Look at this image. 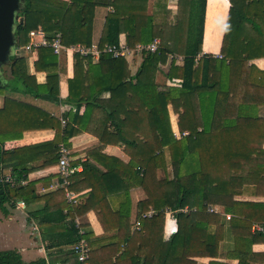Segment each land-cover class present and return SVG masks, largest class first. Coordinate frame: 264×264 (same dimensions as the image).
I'll return each mask as SVG.
<instances>
[{
  "label": "trees",
  "instance_id": "obj_1",
  "mask_svg": "<svg viewBox=\"0 0 264 264\" xmlns=\"http://www.w3.org/2000/svg\"><path fill=\"white\" fill-rule=\"evenodd\" d=\"M41 1L45 4L25 0V8L19 16L21 21L15 29L17 45L21 48L27 45L29 33L39 26L49 40L61 34L62 44L67 48L90 47L94 14L100 6H112L115 10L106 18L98 46L100 51L106 45H118L123 29L129 49L160 40L157 52L142 53L143 62L134 77L130 73L121 74L120 69L127 67L126 60L114 58L109 53H102L98 64L90 63V88L95 93L92 97L80 92L86 59L75 56L69 103L79 111L86 98V114L96 108L104 112L106 121L116 130L115 144L122 145L130 158L124 165L127 171L121 177L126 189L108 193L117 203L109 223H119L122 231L104 240L117 242L119 250L122 248L117 259L136 256L143 259V264H156L160 257H163L162 264H195L194 258H216L221 237L212 240L219 217L210 214V206L225 192L233 195L237 188L234 180H237L241 166L256 161L264 153V120L259 117L260 109L264 107V71L250 65L252 60L264 56V0H229L231 7L221 58L203 54L206 0H177L175 17L172 19V12L166 10L163 24H156L155 17L160 15L164 8L160 2L165 0H158V9L151 15H148V0ZM212 15L213 2L210 1L209 23ZM38 52L35 69L47 73L44 86L31 83L24 58L11 57V73L26 87L31 84L28 91L35 90L42 97L57 102V56L47 47ZM171 55L184 57L181 67L172 59L167 73L170 79L181 80V85L159 92L155 73L167 64ZM107 81L99 93L110 92L112 100L100 101L97 85ZM127 101L136 105L125 104ZM169 106L178 116L179 139L172 129ZM56 138L49 143L27 147V156L22 158L15 152L4 154L0 138V212L3 215L8 216L9 209L18 201L30 204L39 200L34 196V183L28 182L25 187H21V183L28 181L33 172L29 164L37 154L46 152V160L56 158L55 164H58L59 141ZM169 167L171 171L168 172ZM158 169L166 171L164 180L158 181ZM8 174L14 185L6 181ZM137 186L143 188L147 198L137 205L141 230L131 233L123 228L129 226V191ZM64 193L61 190L52 195L63 201L58 211L51 212L46 208L43 212L33 213L35 218H41L39 226L43 240L53 242L60 238L51 248L74 246L82 239L72 224L65 229L60 227L61 231L52 225L53 213L61 217L60 221L66 220L62 211L66 206ZM167 210L178 212V230L164 243L162 231ZM150 211L155 215L145 218L144 214ZM76 212H80L79 206ZM92 236L86 232L84 237L91 248L90 256L94 243L89 241ZM101 240L96 239V242ZM152 244H160L159 249H151ZM132 246H136V250H131ZM59 254H63L62 264H79V256L74 250H61ZM242 260L239 264H247ZM0 264H52V261L26 262L17 250H4L0 251Z\"/></svg>",
  "mask_w": 264,
  "mask_h": 264
},
{
  "label": "crops",
  "instance_id": "obj_2",
  "mask_svg": "<svg viewBox=\"0 0 264 264\" xmlns=\"http://www.w3.org/2000/svg\"><path fill=\"white\" fill-rule=\"evenodd\" d=\"M60 1L70 2V0ZM210 1L213 2L211 23H209ZM157 3L158 0H148V15L156 13ZM160 3L164 8L162 7L160 15L155 17L156 24L164 23L166 10L172 12V19L177 13V0H165ZM230 7L229 0H206L203 54H211L217 57L221 55ZM114 12L112 6L96 8L92 26V45L90 47L78 45L67 48L64 46L66 50L60 55L55 54L53 51L57 56L59 68L58 89L55 93V97L58 99L57 102L42 97L35 90L28 91L31 84L26 87L25 83L17 81L11 73V64L0 68V138L3 140L1 142L2 152L4 154L15 152L17 156L22 158L27 156V153H25L27 147L49 143L57 137L56 139L59 141L58 148L63 145L69 150L70 166L76 169L67 185V190L76 199L73 204L68 200L65 188L62 186L58 164H55L56 158L53 160L51 157L46 160L44 156L46 152L41 155L37 154V158L29 164V167L33 168V172L29 174L28 181L21 183V187H25L28 182L34 183V196L38 197L39 200L30 204L18 201L14 208L9 209L8 216L0 212V225L12 228L11 231L19 233L22 238L20 241L21 246L15 250L22 255L23 260L26 262L47 259L52 261V264H62L63 254H59V251L67 252L72 249L73 245L63 248H51L53 244L59 243L60 238H55L53 242L43 240L42 230L39 226L41 218L33 216V213L43 212L46 208L51 212L61 209L63 201L60 198L58 200V197L54 199L52 195L63 190L66 206L63 207L62 211L66 220L60 221L61 217L53 213L50 218L53 220L52 225L61 231L60 227L65 229L72 224V227L75 226L76 228V222H79L88 235H93L89 240L94 243H92L93 247L91 246L92 252L88 264H143V259L136 256L127 260L117 259L122 253V248L120 247L119 250L117 242L104 240L105 237L116 235L122 231L119 223H109L111 222L109 216L113 215L112 212L117 208V203L113 201V197L111 199L108 196V193L113 194L126 189L121 177L127 171L124 165L128 164L130 158L122 145L115 144L116 130L112 123L106 121L104 112L96 108L90 114H86V98H84V103L79 111L73 103H69L70 81L74 79L75 74V56H81L77 52L78 48L93 50L89 57H83L86 60L83 63V84L80 87V92L81 94L85 93L88 97L95 94L90 88L92 83L90 63L95 65L100 61L102 53L98 47L99 42L106 18ZM40 29L43 30L41 26L36 30ZM124 33L125 30L123 29L119 37V44L127 46L126 34ZM46 36L48 38V35ZM16 43H18L17 38ZM96 49L98 53L94 54ZM25 52L26 55L21 56V58L25 59L27 74L32 78L31 83H34V86H44L47 82V73L35 69V63L39 60L38 50ZM183 58L180 55H171L167 64L157 69L155 84L159 92H166L170 87H180L181 80L170 79L167 73L172 59L175 60L176 66L181 67L184 64ZM89 59L91 60L89 61ZM125 60L127 67L121 68L120 73H130L134 77L139 72L143 62L142 53L133 51ZM250 65H255L258 70L264 71V56L252 60ZM108 82L97 85L96 94L99 95L98 100L100 101L111 99L110 92L99 93L103 85L108 84ZM131 97L132 95L129 93L128 98L131 99ZM129 102L127 101L125 104ZM130 104L133 107L136 105L131 102ZM168 110L173 132L176 138L179 139L181 134L178 130V116L174 114L171 106L168 107ZM259 117L264 120V107L260 109ZM106 126L109 127V131L106 130ZM167 171H171V168L169 167ZM165 177L166 171L158 169V181L164 180ZM6 181L12 182L14 185V181L9 174ZM234 181L237 185L236 192L233 195L225 192L222 196L217 197L214 205L210 206V214L219 217L218 226L214 231L212 240L214 242L218 237H221L219 254L216 258H194L195 264H239L240 259H243L242 261L247 264H264V232L260 231V228H264V153L256 158V161L243 164L237 180ZM91 194H94V196H91ZM129 196L131 205L129 226L126 225L123 231L129 230L134 233L140 231L142 227L141 225L139 228L136 227V223L139 221L137 220V205L139 202L145 201L147 197L143 188L138 186L130 189ZM78 206L80 207L79 213L76 212ZM108 208L110 210L107 211ZM177 213L170 210L165 212L162 231V241L164 243L169 241L178 230ZM153 215H155L154 212L150 211L144 214V217L150 219ZM53 227L52 229L55 230ZM96 239L102 240L96 242ZM146 246L148 248V245ZM153 247L159 249L160 244L150 246L151 249ZM136 248V246H132L131 250H136ZM30 254L33 255L28 257ZM162 263L163 257H160L156 264Z\"/></svg>",
  "mask_w": 264,
  "mask_h": 264
},
{
  "label": "built area",
  "instance_id": "obj_3",
  "mask_svg": "<svg viewBox=\"0 0 264 264\" xmlns=\"http://www.w3.org/2000/svg\"><path fill=\"white\" fill-rule=\"evenodd\" d=\"M160 45V40L156 39L152 44L150 45H137L134 49H129V47L124 45H106L101 53H109L114 58H127L129 55L133 53V51L138 53L143 52H149V53H155L157 52ZM42 47L51 48L55 54L60 55L63 51H65V47L62 44V38L61 34H57L55 37H53L51 40H49L46 36V33L43 30H35L31 31L29 33V43L23 47V50L25 51H36ZM77 52L81 54L82 57H89L93 50L91 49H84V48H78ZM19 54L18 45L15 46L14 50V56H17ZM97 49L95 50L96 54ZM221 58V56H219ZM70 152L69 150L61 145L59 147V162H58V169L59 174L62 179V186L65 188L66 196L68 200L71 203H75L76 199L75 196L70 193L67 190V185L69 184V179L71 176L76 172L75 168H72L70 166V159H69ZM12 183V182H11ZM136 227H140V223H136ZM76 229L78 230V234L82 239L77 242L73 247L72 250L75 251V254L79 256L78 262L79 264H87V261L90 257V251L91 248L89 246V243L87 239H85L86 231L81 227V224L79 222H76ZM260 231L264 232V228H260Z\"/></svg>",
  "mask_w": 264,
  "mask_h": 264
},
{
  "label": "water",
  "instance_id": "obj_4",
  "mask_svg": "<svg viewBox=\"0 0 264 264\" xmlns=\"http://www.w3.org/2000/svg\"><path fill=\"white\" fill-rule=\"evenodd\" d=\"M24 8L25 0H0V68L10 64L14 56L17 45L15 29Z\"/></svg>",
  "mask_w": 264,
  "mask_h": 264
},
{
  "label": "rangeland",
  "instance_id": "obj_5",
  "mask_svg": "<svg viewBox=\"0 0 264 264\" xmlns=\"http://www.w3.org/2000/svg\"><path fill=\"white\" fill-rule=\"evenodd\" d=\"M38 5H44L45 3L41 0H37ZM22 14V13H21ZM20 19V17H19ZM19 54L18 57H23L26 55V52L23 50V48L18 46ZM12 228L5 227L3 225H0V251L4 250H15L18 247L21 246L20 241L22 238L20 237L19 233H16L15 231H11ZM26 241V240H25ZM27 242V241H26ZM26 244V243H25ZM33 254L28 255L31 256Z\"/></svg>",
  "mask_w": 264,
  "mask_h": 264
}]
</instances>
